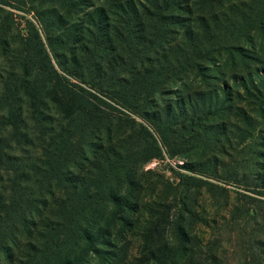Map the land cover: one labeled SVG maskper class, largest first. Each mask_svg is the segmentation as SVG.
I'll return each mask as SVG.
<instances>
[{"label": "trees", "instance_id": "obj_1", "mask_svg": "<svg viewBox=\"0 0 264 264\" xmlns=\"http://www.w3.org/2000/svg\"><path fill=\"white\" fill-rule=\"evenodd\" d=\"M254 30L264 38V0H0V264H264V129L252 166L231 176L244 189L227 220L234 258L196 234L209 225L203 189L222 187L178 172L128 259L142 167L190 155L189 137L212 147L205 88L229 59L255 56V70ZM223 93L217 116L231 107Z\"/></svg>", "mask_w": 264, "mask_h": 264}, {"label": "rangeland", "instance_id": "obj_2", "mask_svg": "<svg viewBox=\"0 0 264 264\" xmlns=\"http://www.w3.org/2000/svg\"><path fill=\"white\" fill-rule=\"evenodd\" d=\"M19 14L27 16L34 21L33 14L29 15V13L22 11ZM251 36L252 39H246V46H250L251 50H256L259 53L257 55L259 56L258 59L264 58L263 35L254 30ZM247 40H251L250 43ZM251 58L249 61H244L239 57L237 65L232 64L231 59H229V64L225 65L227 68L226 75L219 77L218 74V78L211 80L210 86L205 88V96H202L205 97L204 111L208 113L209 119L204 128L206 130L211 127L212 130H218L217 135L212 138V147L205 152L202 149H204L206 141L201 139L194 141L189 137L190 146L187 149L192 148V146L197 148L190 155L182 154L176 157H169L168 154L164 153L163 159H154L142 167L140 172H143L142 177L147 183L144 182V187L139 190L140 192H137V194L142 196V206L141 210L133 215L134 227L128 235L130 241L128 259H134L138 255L142 233L149 225L148 220L151 214L148 213L149 205L156 207V204H154L156 190L158 187L162 189L166 181L175 183L178 172L195 174L196 176L209 179L222 187L212 191L203 189L200 203L201 207L205 209L204 215L207 214L209 225H198L196 234L204 239H211L212 244L220 242L217 248L224 253L225 258H234L239 253L236 239L231 235L227 220L230 217L233 205L236 204L237 193L242 192L244 189L231 179V176L238 175L237 177H242L248 166H252L255 149L260 147L257 142L260 141L261 129H264V116L257 115L262 107L260 102H264V85L262 87V82L264 81L260 78V75L264 76V62L259 59V64L252 71L249 69V65L244 64L250 61H252L250 64H254L256 57L253 56ZM219 60L218 58L217 61L220 63ZM213 67L215 68V66ZM216 67H223V65H216ZM234 68L238 69L234 71ZM192 80L193 77L188 83H192ZM199 85V83L195 85L194 87L196 88L193 87L192 91L198 92L197 86ZM223 89H226L228 94L232 96V102L228 103L231 107L227 112L223 111L222 115L217 116L218 106L221 104V100L216 98L217 91L223 98H227V95L223 93ZM170 90L172 93L169 97L173 98L174 103H177L182 96L187 99V90L181 81H175L171 85ZM193 100L196 101L197 97L193 96ZM163 104L165 105V102ZM215 104L218 105L212 109ZM180 117V121L183 120V116L180 115ZM255 119H258V124ZM174 126L176 127V125ZM254 126H256V129L253 137L244 141L245 135ZM218 138H221V141ZM179 146L180 144L178 143L177 147ZM181 149H184V147ZM213 163L219 166L220 173L218 178L208 173ZM261 174H264V169ZM262 190L264 193V189ZM198 210L201 212V208ZM1 262H5V254L1 255Z\"/></svg>", "mask_w": 264, "mask_h": 264}]
</instances>
